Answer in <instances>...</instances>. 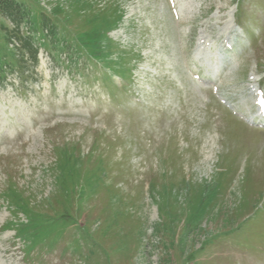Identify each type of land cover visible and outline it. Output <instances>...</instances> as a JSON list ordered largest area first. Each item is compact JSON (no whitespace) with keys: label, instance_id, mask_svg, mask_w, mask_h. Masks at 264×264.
Segmentation results:
<instances>
[{"label":"rangeland","instance_id":"rangeland-1","mask_svg":"<svg viewBox=\"0 0 264 264\" xmlns=\"http://www.w3.org/2000/svg\"><path fill=\"white\" fill-rule=\"evenodd\" d=\"M263 92L264 0H0V264H264Z\"/></svg>","mask_w":264,"mask_h":264},{"label":"bare ground","instance_id":"bare-ground-1","mask_svg":"<svg viewBox=\"0 0 264 264\" xmlns=\"http://www.w3.org/2000/svg\"><path fill=\"white\" fill-rule=\"evenodd\" d=\"M233 99V98H232ZM240 108V107H239Z\"/></svg>","mask_w":264,"mask_h":264}]
</instances>
